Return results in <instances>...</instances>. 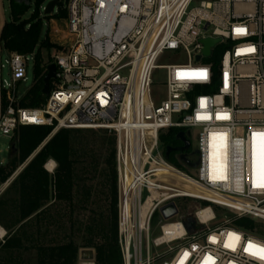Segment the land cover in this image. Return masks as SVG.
<instances>
[{"label": "built area", "instance_id": "obj_1", "mask_svg": "<svg viewBox=\"0 0 264 264\" xmlns=\"http://www.w3.org/2000/svg\"><path fill=\"white\" fill-rule=\"evenodd\" d=\"M195 2L67 0L65 41L46 61V75L55 65L56 78L39 108L24 106L39 80L37 52H9L0 43V136L14 143L21 128H51L43 147L61 130L116 135L123 264H264L244 250L249 241L264 246V238L234 228L230 219L213 224L216 207L264 225V138L253 136L264 133V0H213L192 8ZM57 6L51 17L61 13ZM208 38L221 42L206 58L201 41ZM217 48L215 72L206 61ZM168 53L185 55L188 63L159 66ZM30 63L33 84L20 95ZM161 70L165 92L156 100L154 76ZM201 70L206 78H188ZM171 130L176 141L179 133L191 147L194 141L195 151L167 158L160 137ZM48 163L53 174L57 164L49 172ZM179 200L196 204L188 217L180 214ZM171 204L177 215L165 219L162 209Z\"/></svg>", "mask_w": 264, "mask_h": 264}, {"label": "trees", "instance_id": "obj_2", "mask_svg": "<svg viewBox=\"0 0 264 264\" xmlns=\"http://www.w3.org/2000/svg\"><path fill=\"white\" fill-rule=\"evenodd\" d=\"M46 1L8 0L11 21L0 34V43L6 51L25 55L37 52L35 72L39 80L25 101L28 108H39L46 100L42 95L46 76L42 51L60 50L47 36L41 38L40 14ZM33 3L35 11L27 17ZM221 53L222 49L217 48L206 61L214 64L215 72ZM50 133L48 127L21 128L8 163L0 165V184H5L33 157L11 186L17 188L20 222L36 215L38 229H42L40 224L48 223L62 233L52 240L65 243L51 250L55 259L52 264H76L81 250H94L95 264H123L118 241L116 135L105 130H61L42 147ZM175 140L173 130L160 137L165 147L174 146ZM50 160L57 164L53 174L45 169ZM96 181L102 189H108V214L94 207ZM228 219L234 228L264 238L262 224L233 215Z\"/></svg>", "mask_w": 264, "mask_h": 264}, {"label": "rangeland", "instance_id": "obj_3", "mask_svg": "<svg viewBox=\"0 0 264 264\" xmlns=\"http://www.w3.org/2000/svg\"><path fill=\"white\" fill-rule=\"evenodd\" d=\"M51 1H53V0H47L46 3L44 4V6L46 7L47 4ZM211 1H213V0H196V2L192 5V8L199 7L201 2H211ZM66 4H67V0H61V3L57 6V8L61 9V14L53 16L52 17L53 19H49L48 17H45L44 12H42V11L40 14L41 19L43 21V30H42V37L41 38L44 39L47 36L48 39L51 41V43L54 45H57V46L63 45V43L65 41L63 39L65 37V34L63 33V31L65 29V20H63V17L64 16L67 17V12L63 9V7L66 8ZM34 11H35V6L33 3L29 13L27 14V17H30L34 13ZM52 20L56 21V25H53V27L52 26L49 27L50 23H52ZM10 21H11V15H10L9 2H8V0H0V34H1L2 29L5 26V24L10 23ZM53 54L54 53L51 52V56H53ZM42 57L45 61H47L50 58V53L46 50H43L42 51ZM6 58H7L6 53H3L2 58H1L2 62H4ZM187 63H188V61H187V57L185 55H175L173 53H168V54L163 56V58L159 61L158 65L161 67H166V66H172V65H185ZM32 67H33L32 63H30L29 68H28L29 82L20 87V89H19L20 95L25 93L33 84ZM2 77H3V79H8V70L3 71ZM154 81L157 84H159L157 87L158 91H156L154 98L156 100H159L162 97V94H164V92H165V90H164V83L166 81L165 71H163V70L158 71L154 76ZM176 134H177V131H174V135H176ZM177 142L178 141L175 140V143H177ZM14 143L9 138L0 136V165L4 166L8 163L10 151L12 149V146L15 145ZM178 144L181 145L180 142H178ZM195 146H196V143L193 141L190 151H192V152L195 151ZM32 158L33 157H31L28 161H30ZM50 161H52V160H50ZM50 161H48V162H50ZM14 180L10 183V185L6 189L5 193H9L10 195H16L17 196V188L16 187L11 188ZM96 183H97V181L94 183L96 185L95 196H94V202L96 203V205L94 207L103 209V211H105V213L108 214L109 200H110L109 198L106 199V197H108V194H109L108 189H106V188L102 189L100 184H99L100 182H98L97 184ZM177 205L180 209V214L186 215L187 217L190 215L191 208L196 207L195 206L196 204L192 203V201H190V200H179V201H177ZM202 205L206 206L205 204H202ZM189 208H190V210H189ZM213 210L216 213V221L213 224L216 226L222 224L226 219L229 218L230 215H232L229 211H225V210H222L220 208L213 207ZM84 215L87 216L88 213L83 214L81 217L84 218ZM11 218H12V215H6L5 217H3V219L6 220L7 222H11V220H10ZM12 224H13V222H12ZM41 225L42 226L44 225L42 227V229L43 228L44 229H56L54 226H51L48 223H45V224L42 223V224H40V226ZM262 231L264 233V228L262 229ZM159 235H160V233L157 232L155 235H153V238H156ZM94 253H95V251H94ZM92 262L95 263V260Z\"/></svg>", "mask_w": 264, "mask_h": 264}, {"label": "crops", "instance_id": "obj_4", "mask_svg": "<svg viewBox=\"0 0 264 264\" xmlns=\"http://www.w3.org/2000/svg\"><path fill=\"white\" fill-rule=\"evenodd\" d=\"M9 185L5 187L0 184V264L54 263L51 250L65 243L52 240L58 239L62 233L55 229H38L36 218L34 219L36 215L20 222L18 195L5 193ZM6 215H12L11 222L3 219ZM82 251L84 250L79 252L76 264H95L83 261Z\"/></svg>", "mask_w": 264, "mask_h": 264}, {"label": "water", "instance_id": "obj_5", "mask_svg": "<svg viewBox=\"0 0 264 264\" xmlns=\"http://www.w3.org/2000/svg\"><path fill=\"white\" fill-rule=\"evenodd\" d=\"M59 1L60 0H53L49 2L47 6L45 7L44 15L47 17L51 16L54 12V8L59 4ZM201 42L204 45L203 56L207 58V57H210L212 49L221 42V39L208 38V39L202 40ZM197 60H200V57H198ZM47 70H48V73L44 78V87L42 90V93L45 97H49L50 83L52 80L56 78L57 68L55 65H50L48 66ZM177 140L183 142L184 146L179 147V148L167 147L166 153H165V156L167 158H169L172 153H178V152L184 153V152H188L191 149V143L189 140L185 138L184 133H179L177 135ZM14 148H15V145L12 146V149ZM182 159L186 160L184 155L182 156ZM192 167H195V166L192 165ZM177 212H178L177 208L174 204H171L162 209V214L165 219H170L176 216ZM192 228H193V225L188 226L189 230H191ZM81 255H82L81 257L83 261H94L95 260V253L93 250H84L82 251Z\"/></svg>", "mask_w": 264, "mask_h": 264}, {"label": "snow or ice", "instance_id": "obj_6", "mask_svg": "<svg viewBox=\"0 0 264 264\" xmlns=\"http://www.w3.org/2000/svg\"><path fill=\"white\" fill-rule=\"evenodd\" d=\"M238 32H243L245 30L243 29H237ZM184 74L178 73V76H182ZM188 78H206V73L201 70L200 72L193 75H189ZM254 137H262L264 138V133H254ZM260 167L262 170H264V148H262L261 151V157H260ZM261 187H264V184L259 185ZM230 236H234L235 240H239V236H236L235 234H230ZM245 252H248L250 255H253L261 260H264V246L253 244L251 241L248 242L247 246L245 247Z\"/></svg>", "mask_w": 264, "mask_h": 264}, {"label": "bare ground", "instance_id": "obj_7", "mask_svg": "<svg viewBox=\"0 0 264 264\" xmlns=\"http://www.w3.org/2000/svg\"><path fill=\"white\" fill-rule=\"evenodd\" d=\"M54 167H55L54 162H50V163H48V165H47V170H48L49 172H52V170L54 169ZM83 264H84V263H83ZM85 264H88V263H85Z\"/></svg>", "mask_w": 264, "mask_h": 264}, {"label": "flooded vegetation", "instance_id": "obj_8", "mask_svg": "<svg viewBox=\"0 0 264 264\" xmlns=\"http://www.w3.org/2000/svg\"><path fill=\"white\" fill-rule=\"evenodd\" d=\"M173 148H179V147H181V145L180 144H178V142L177 143H175V145L174 146H172Z\"/></svg>", "mask_w": 264, "mask_h": 264}]
</instances>
